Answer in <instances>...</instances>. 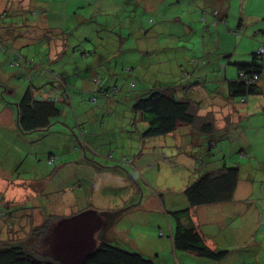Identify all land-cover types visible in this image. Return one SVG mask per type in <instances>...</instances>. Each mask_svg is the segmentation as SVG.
Returning <instances> with one entry per match:
<instances>
[{
  "label": "rangeland",
  "instance_id": "1",
  "mask_svg": "<svg viewBox=\"0 0 264 264\" xmlns=\"http://www.w3.org/2000/svg\"><path fill=\"white\" fill-rule=\"evenodd\" d=\"M0 1L6 4L8 0ZM66 2L67 0H40L41 6L54 13L59 11L64 13L75 6L78 20L67 14L47 12L48 16H44L47 18L46 24L50 27H68L70 32L68 36H65L67 45H71L75 38L79 40V36L88 35L92 39V45L95 46L94 52L97 54L92 66L90 65L96 73V78L108 84L110 88L117 83V86H121L123 94L127 92L125 87L131 79L123 87L124 79L120 80L113 74L108 75V68L111 70L113 66L112 63L109 64V61L112 60L113 63L116 61L115 40L119 37L125 38L122 41L123 50H126L123 61L127 64L139 59L141 61V65L137 66L139 79H132L135 83L143 81L145 85L156 84L157 87H164L166 84L173 87L178 94L187 93L194 96L199 91L195 90V85L187 86L189 85L188 78L205 73L203 85L206 88L212 85L209 82L214 77L219 78L217 80L219 82L214 84L218 89L219 98L222 92L220 81L223 77V67L233 69L232 64L228 65V61L232 62V58L242 57L244 52L254 51L249 46L258 47L260 43L264 44V33L261 32L264 30V0H228V5L222 11L223 15L225 12L226 23L219 21L216 25L210 24L209 20L214 18L212 2H218V0H73L67 6L62 5ZM203 3L209 7L208 10L203 7ZM22 8L19 3L13 2L10 13L14 14L15 11L19 13L17 10L22 11ZM203 17H206V20ZM13 19L19 25L13 27L15 33H22L25 29L24 26L22 27V19L26 17L14 16ZM39 19L40 14L36 16L31 14L27 20ZM81 19L87 21L81 24ZM240 19L245 20L244 24L246 22L249 25L247 29L243 27L241 34L237 36L233 30ZM1 20L9 23L10 17H3ZM92 30L93 32L90 33ZM224 44L228 46L225 54L222 51ZM233 51L235 54L231 58L229 55ZM107 60L105 65L102 64ZM214 63L215 69L212 68ZM184 71L190 72L188 78L182 77ZM68 73L78 74V70H71ZM192 83H195L194 79H191ZM258 84L264 94V66ZM223 87L225 88L226 85ZM71 93L74 96L73 90ZM122 93H113L114 101L117 100L114 104L116 109L110 106V109L105 111H100L98 104L90 102L89 96L80 100L81 96L77 95V102L74 101L71 104L74 107L73 111L68 105L61 107L62 115L57 120L63 125H53L47 137H36L39 141L31 140V142L30 135H24L25 140L15 138L12 142L6 143L8 154L5 156L4 151H0V183L2 184L0 185V228H2L0 236L2 241L11 240L9 225L13 221L12 225L22 226L21 230H24L22 235L25 236L27 233L36 235L38 228L40 237H42L43 229L49 227L52 230L59 220L75 216V210L97 211L107 207L105 212H108V215L98 212L95 217L100 220L101 225L93 236L104 233V225L107 222V233L104 237L108 243L119 245L133 253H139L147 259H152L155 264L175 263L176 252L172 248L170 239V228L173 229L175 222L169 212V206L182 201L181 186H187L193 179L205 173L206 163L210 159L207 153L209 144L208 141H204L201 145L200 140L194 139L195 142L187 145L184 139L179 140L174 135L141 138L137 133V125L130 123L133 122V114L129 112L130 99L133 97L130 96L127 99ZM191 101L195 106L197 104V107H194V112L197 113L199 103ZM241 101L243 102V99ZM77 104H86L91 108V113L88 118H85L87 120L85 124H78L79 122L75 120L74 110ZM198 113L196 115L201 114ZM223 117L219 120V130L209 135L216 141V146L212 149V160L220 168L244 165L246 169L243 168L240 173L239 186H254L253 196L251 191V195L245 200V205L235 204L231 209L232 214L231 211L228 213L224 210L223 205H218L219 212L213 221H199L197 216H194L195 223L199 231L205 234V243L209 247L213 245L229 252L228 260L239 257L240 261L236 264H264V121H262L264 116L255 118L253 116L249 121L231 120L232 122L228 123L227 132H224L226 130L224 125H227L229 120ZM95 119H100L101 125L113 126L112 131H108L107 126L101 130V135H106V138L100 140V143L106 144V147L102 145L96 147L95 133L99 131V128L94 130L93 127H99V124L92 121ZM3 129L12 130L13 127L3 126ZM190 130L189 134L196 138L198 134ZM140 131H142L141 128ZM178 135L185 136L182 133ZM205 137L208 138L206 134ZM114 139L118 141L121 149L118 152L113 151V157L109 159V149L115 147ZM110 140L113 143L112 147L108 148L107 144ZM192 144L195 145L193 153L190 154L187 147ZM81 145L87 148L88 152L89 147L97 148L96 150L105 147L106 154L102 160H99V163L123 172L119 174L131 175L130 182L127 184L128 180L124 178L125 183L110 180L106 184L104 180L102 182L104 184L99 186L106 184L105 186H113V188L109 191L104 189L94 191L93 195L88 196L86 188L90 182L86 181L82 173H85L83 168L94 170L93 163H91L93 155L87 154L91 159L86 156V158L74 160L75 153L82 152L79 148ZM49 148H57L58 151L69 149V153H57L61 159V163L57 165L64 164L66 166L64 168L75 167L78 170L77 178L80 180L81 177L84 178L83 184L78 182L81 190L73 193L78 205L75 210L71 209L69 203L72 191L66 190L64 185L59 186L58 179H54V174L50 173L51 175L46 177L45 182L41 184L40 181L32 184L15 182L17 174H21V178L25 176H29L25 179L30 180L31 178V173H25L28 160L23 166L14 169L18 166L20 157L29 153L28 157L34 159V157H40L39 154L45 153V156H41L44 159L50 152ZM122 151L130 152L133 160L120 159ZM38 171L40 172L39 169ZM72 181L67 180L68 183ZM78 183L73 182L72 184L79 186ZM138 186L141 188L143 200L141 206L137 207L134 203L139 201V198H136L139 196ZM58 189L61 191L55 193L54 191ZM123 194L126 197H123ZM127 195L130 197L129 204L133 206L119 207L120 202L127 200ZM156 196H161L166 206L160 204L161 202L153 205L145 200ZM7 200L12 203L6 205ZM84 203L86 206L82 207ZM161 205L167 207V210L162 209ZM92 207L95 209L93 210ZM210 208L199 207L197 211L206 212L211 218L212 215L209 216L208 213L213 209ZM16 219L26 220L21 221L20 225ZM22 235L20 237L28 241L27 245L31 244V240ZM45 236L41 239L47 252L48 245L44 242ZM40 244V247L44 246L41 242Z\"/></svg>",
  "mask_w": 264,
  "mask_h": 264
},
{
  "label": "trees",
  "instance_id": "2",
  "mask_svg": "<svg viewBox=\"0 0 264 264\" xmlns=\"http://www.w3.org/2000/svg\"><path fill=\"white\" fill-rule=\"evenodd\" d=\"M223 1L212 2L214 18L209 20L210 24L216 25L219 21L226 23L225 15L220 12V5L223 4ZM13 2L19 3L20 8H22L20 0H13ZM13 2L8 0L5 4L0 1V32H3L0 33V52L6 56L7 62L6 69L2 71L0 78V103L3 105L10 104L14 107V125L17 128L19 139L25 140L24 135H30V141L36 142L39 141L36 137H47L53 125H63L57 120L62 115L61 107L68 105L73 111L72 98L76 95L81 96V100H84L85 96H89L90 102L99 106L106 103L109 98L114 100L113 93H122L121 86L118 85V87L117 83H115L116 86L113 85L114 87L110 88L102 80L96 78V73L91 66L97 54L94 52L95 46L92 45V39L88 35L79 36V40L75 38L71 45H67L65 36L69 35V28L67 31L61 30V34L59 32L58 35H56L55 30L49 29L46 24L47 18H44L43 11H40V9H44L40 0H29L30 4L26 9L23 7L22 11L17 10L19 13L15 11L14 14L10 13ZM205 7L206 10L209 9L206 5ZM31 14L32 16L40 14V19L27 20ZM14 16L26 17V19H22V27L25 28L22 33H15L13 29L14 26H19L15 23ZM3 17H10L9 23L1 20ZM203 19L206 20V17ZM3 29L5 30L3 31ZM240 29L242 30V28ZM241 30H233V33L239 36ZM261 32L264 33V30ZM124 39L119 37L118 40H115L116 61L114 63L112 60L109 61V64L112 63L113 66L111 70L108 68V75L113 74L118 76L120 80L124 79L123 87L131 79L125 87L127 92L122 93V95H125L124 97L127 99L130 96L133 97L130 99L129 107V112L133 114V122L130 123L137 125V133L141 138L149 139L172 135L183 127H189L195 133H205L206 135L215 132L216 130L212 131L214 127L211 116L196 115L194 107H197V104L195 106L192 101L184 96V93L178 94L173 87L166 84L164 87H157L156 84L149 86L145 85L143 81H136L135 83L132 80L139 79L137 66L141 65V61L139 59L130 64L123 61L124 52H126L123 50L122 41ZM53 40L62 44V50L58 54L52 53L54 49H52L51 43ZM30 41H38L37 43L40 45L45 43L47 49L40 48L41 46H33L28 51L29 45L23 46V43H30ZM15 43L18 44L17 47L12 46ZM260 44L257 50L250 54V61L234 63L237 77L227 79L226 82L227 93L230 98L241 100L248 97H260L263 99L264 112V94L258 84L264 66V51L262 53L259 51L260 49L264 50V44ZM70 49L71 52L69 53ZM194 60L196 61V58ZM107 62L108 60L102 64L105 65ZM71 70H78V74H69L68 72ZM186 72L190 73L184 71V74ZM182 77L184 78V75ZM93 83L96 84L95 87L92 86L94 90L88 86V84ZM5 89L17 91L18 94L15 97L9 96L4 93ZM72 90L75 92L74 96H72ZM114 102L117 103V100ZM69 117L71 118V116ZM196 120L197 123H195ZM6 134H9L8 131H0V151L3 150L7 154V142L4 141L7 138ZM226 137L223 136V138ZM29 155V153H25L20 157V160L22 158L24 162L28 160L26 162L28 167L40 163L42 166L40 167V174L43 175L41 178L44 181L46 177L53 174L59 158L57 153L49 152L44 159L41 156H45V153L39 154L40 157H34V159L28 157ZM128 160H133V157L123 158V161ZM239 173L238 166L205 171L182 189V201L174 204L175 206L169 211L175 222L170 236L174 250L190 253L211 263H219L227 258L229 255L227 250L213 249L207 246L205 234L199 231L192 222L191 213L192 210L199 207H212L231 202L240 178ZM7 201L6 205L12 203ZM23 220L26 219H16L20 225ZM12 223L9 225L11 227L9 229L11 240L2 241L0 236V264H61L44 249L46 247L42 239L51 231L49 227L46 228L47 230L41 231L42 237H40V229L38 228L36 235L27 233L24 236L22 235L24 232L23 229L21 230L22 226L12 225ZM1 232L2 228H0V235ZM20 235L26 239L29 238L31 244L27 245L28 241L21 238ZM97 241L95 249L84 260L83 264H155L152 259H147L139 253L127 251L119 245H112L105 240ZM40 242L44 245L43 247H40Z\"/></svg>",
  "mask_w": 264,
  "mask_h": 264
},
{
  "label": "crops",
  "instance_id": "3",
  "mask_svg": "<svg viewBox=\"0 0 264 264\" xmlns=\"http://www.w3.org/2000/svg\"><path fill=\"white\" fill-rule=\"evenodd\" d=\"M20 1H21L22 7H24L25 9L28 7V4H30L29 0H20ZM71 2H73V0H67V2L66 3H63L62 5H66L67 6ZM227 5H228V0H224L223 1V4L220 5V9H221L220 12H222ZM203 7L205 9H207L205 7V4L204 3H203ZM40 11H43V15L44 16H48L47 15V12H50L52 14L54 13V12H52L50 10H46L45 8L44 9H40ZM54 14H63V15H66L67 14V15H69L71 17H76L77 16V11H76V7L73 6V7L69 8L67 10V12H64L63 13V12L59 11V12H55ZM224 15H225V12H224ZM76 20H78L77 17H76ZM86 21H87L86 19H81L80 20L81 23L86 22ZM243 21H245V20H242V19L239 20V22L236 24V26L234 28L235 31L241 30L240 28H243V27L245 29L248 28L247 26L249 24L246 23V22L244 24ZM47 27L49 29L55 30L56 35H58L59 32H60L59 34H61V32H62L61 30H64V31H67L68 30V27H64V28L61 27V28H59V27H50L49 25ZM91 32H93V30ZM55 40H57V39H55ZM37 42H32V41H30V43L26 42V43H23V46L24 45H29L28 48H27L28 51H30L31 50V47H33V46H37V47L41 46L40 48H46L47 49V45H45V43H43L42 45H40ZM51 45H53V48L52 49H54V50L51 49L53 54H58L62 50V46H61L62 44H60L59 41L57 42V41H54L53 40L52 43H51ZM260 45L261 44H259L258 47ZM12 46L13 47H17L18 44L15 43V44H12ZM48 46H50V45H48ZM258 47H256V45H255V47L249 46V48L250 49H253L254 51H256ZM227 49H228L227 44H224V46L222 47V51H224V54L226 53V50ZM251 53H245L244 52L242 54V57H239V58H232L231 57L232 55L235 54V51H233L230 55L229 54H226V55H229V57H231L232 60H233L232 62H229L228 61V65L229 64H232V66L234 68L233 69H230V68H227V67H223V77H222V80L220 81V86H222V89H221L222 92L220 94V97L221 98L218 97L219 96L218 89L215 88V85H214L215 82H219V81H217V80H219V78L216 79L214 77L209 82L212 85L209 86L208 88H206L203 85V83H204L203 78L205 76L204 75L205 73H201V74L199 73L197 75L191 76L190 78H188L189 77V73L188 72H186L184 74V78L185 77L188 78V84L189 85H187V86L195 85L194 86L195 87V90H198L199 91L194 96H190L187 93H184V96H186V98L188 100H190V101L193 100V101L199 103V107H198V110L197 111L200 112L201 114L198 115V116H202V117L203 116H206V115L211 116V119L213 121V127H214L213 128V131L214 130H219V127H220L219 120H221L223 116L226 117L227 120H229L227 122V125L226 124L224 125L225 126V129H226V130H224V132H227V130L229 129L228 128V126H229L228 123L229 122L230 123L232 121L239 122V121H244V120H248L249 121L253 116H254L253 118L258 117V116H264V112H263V99L262 98H259V97L258 98L257 97H248L246 99H243V102H242L241 101L242 99L239 100V99H236V98H230L228 96V93H227V82H226V80L227 79H235L237 77V71L235 69L234 63H237V62H239V63H245V62L250 61V54ZM6 63H7L6 62V56H4L0 52V78H1L2 71L6 69L5 68ZM212 68L213 69L216 68L215 63L213 64V67ZM191 79H194L195 80V83H192L191 84ZM95 85H96L95 83H93L91 85L88 84V86L90 88H92V89H93L92 86L95 87ZM106 85H107V87H110V86H108V84H106ZM114 85H115V83H114ZM224 85H226L225 88L223 87ZM85 87H87V85H85ZM5 91H4V93H6V94H8L9 96H12V97H15L18 94L17 91H12L11 89H5ZM206 97H209L210 99L209 98H206ZM77 100H78V97L76 95L74 98H72V103L74 101L77 102ZM106 101L107 102L104 103L103 105L100 104L98 106L100 111L108 110V109H110V106L113 108V106L115 104L114 100H112V99L109 98ZM114 109H116V106H114ZM14 112H15L14 111V107H12V105H10V104L3 105V104L0 103V125H1L0 131L2 132L3 130H5V129H3V126H10V127L13 126V129L12 130H6L9 133V134H6V135L9 136V137H8V139L7 138L4 139L5 142H8V141H11L12 142L13 139L18 138V136H19L18 135V132H17V128L14 125V122H15L14 121ZM74 112H76V114H75L76 115V117H75L76 118L75 119L76 122L77 123L79 122L78 124H85V123H87V120H85V118H88L89 114L91 113V108L89 107V105H86V104L85 105L77 104L76 110ZM198 112H197V114H199ZM99 120L100 119L92 120V121H94V122H96V123L99 124V127L98 126H94L93 127L94 130H97L99 128V131H100V132L98 131L97 133H95V138L97 140L96 141L97 142L96 147H98L100 145L106 147V144H101L100 143V140H104L106 138V135H101V130H102V128L104 126H107L108 131H112L111 130V127H113V126L112 125H109V124H107V125L106 124H102L101 125V122ZM262 121H264V120H262ZM116 123L117 122H115V124ZM220 129H222V127ZM190 131L191 130H190L189 127H183L181 129H179L178 132L176 131L174 134H172V136L174 135L175 138L178 137L177 139H179V140L184 139L186 141L187 145L190 144V143H192V142H195L194 139L200 140L199 142H200L201 145H202V143L204 141H208L209 142L208 144H210V145H208L209 148L207 150V153H209L208 156L210 157V159H208L209 162L206 163L207 164L206 171H209V170L210 171H213V170L219 169L220 168L219 165L213 164L214 162L212 160V155H211L213 153L212 152V149L216 146V141H214L212 139V137H209V135H207L208 138H206L205 137V133H198V132H196V134H198L197 137L196 138H193V136L191 134H189ZM178 133H182V135H185V136H182L181 135L182 137H180L178 135ZM199 135H201V136H199ZM113 142L115 144V147L113 149H109V157H108L109 159L113 157V155H112L113 151H116L117 150V152H118V150L121 149L119 147L118 141L116 139H114ZM113 142L111 140L108 142V144H107L108 148L112 147V143ZM194 145L195 144H192L189 147H187V148H189L190 154L193 153V148H194L193 146ZM88 147H89V145H88ZM105 147L103 149H101V150L100 149L96 150L97 148L89 147L90 150L88 152L87 151V148H85V147H83L81 145V147H79V148H81L82 152L81 153L79 152V154L78 153H75L76 157L74 158V160L80 159L82 157L86 158V156H87V158H89L88 157L89 154L93 155L92 156V159L91 158H89V159L93 160L91 163H93L94 170H91L89 168H83V169H85V173H82L83 176L86 178V181H89L90 182L89 183V186L86 188V190L88 191L87 194L89 193L88 196L89 195H93L94 194V191H99L101 189H104L106 191L111 190L113 188V186H105L110 180H112L114 182L115 181H120L121 183H125V179H126V180H128L127 181V184L130 182L129 178L131 179V177H130L131 175H129L127 173H125L126 175L119 174V173H123V172H119L118 170H114L113 168H109L110 167L109 165H101L99 163V160H102L103 159V156L106 154V148ZM49 150H50V152H55V153H58V154H65L67 152L69 153V151H70L69 149H67L65 151H58L57 148H49ZM5 152H7V150H5ZM199 152H201V151L199 150ZM5 155H6V153H5ZM120 156L121 157L118 156L120 159H123L125 157H132L130 152L124 153V151H122L120 153ZM118 157H116V158H118ZM196 159L198 160V157ZM24 163L25 162H24V160L22 158V160H19L18 166L16 168H14V169H17V168L23 166ZM58 163H61L60 156L58 158V161L56 162V165ZM40 167H42L40 165V163L37 164V165H34L33 167L25 166V173H27V174L28 173H31V175H30L31 178H29L30 180L25 179V178H28L29 176H27L25 178H23V177L21 178L20 177L21 174H17V177L15 179V182L17 181V182H21L23 184H25V183L32 184L34 182H37L38 181V178H40V184L42 182H45L44 179L41 178L43 176V175L40 174L41 171L40 172L38 171V169L40 170ZM64 167H66L64 164L63 165H57V167H54V170H53L54 179H56V180L58 179L57 181H58V185L59 186H63L64 185V186H66L65 187L66 190L69 189L70 191H72V193H71L72 196L69 198V203L71 205V209L75 210V209H77L76 207L78 205L76 204V197L74 196L73 193L76 192V191L79 192L81 190V185L78 182H80L81 184H83L82 182L84 181V178L81 177V180L77 178V172H78V170L75 167H72V168H64ZM243 168L246 169V167H244V165H240L239 166L240 173L242 172V169ZM134 169H135V167H134ZM62 172H63V177H62ZM240 173H239V177L241 178ZM68 174H69V176H68ZM14 176L15 175L13 174V177ZM126 176L128 178H126ZM240 178L238 180V183H237V186H236V189H235V192H234V195H233V198H232L231 202L224 203V204H219V205H223L222 206L223 209L226 210L228 213H229V211H231V214L233 212L231 209L234 207L235 204L245 205V203H246L245 200L248 198V196L251 195V191H252V196H253L254 186L253 187L252 186H239ZM67 180H73V181L71 183H68ZM104 180H106V184L104 186H99L100 184H104V183H102ZM73 182H75V183L77 182L79 186H76V185L72 184ZM10 183H14V182H10ZM0 185H2V184L0 183ZM71 185H73V186H71ZM184 187L185 186H181V191H182V189H184ZM137 190L139 192V196H137L136 198H139V201L136 202V203H134V206H137L138 207V206H141L140 204L142 203V200H143V194L141 192L140 186H138V189ZM59 191H61V189H58V190H56L54 192L57 193ZM122 196L123 197H126L125 194H123ZM109 200L111 201V199H109ZM145 200H146V202L148 201V203H151L153 205H155L157 202H159V203L161 202L160 204H163V205L166 206V204L164 203V200H163V198L161 196L148 197ZM87 201H89V200H87ZM129 202H130V197H128V195H127V200L125 202H120V206L119 207H121V208H126V207L127 208H130V207H132L133 205L132 204H129ZM126 204H129V205H126ZM174 204L175 203H173L172 205L169 206V210H171L174 207ZM163 205H161L162 206V209L167 210V207H164ZM85 206L86 205L84 203L82 207H85ZM217 208H218V205L212 206L210 208V209H213L212 212L208 213L209 216H210V214L212 215L211 218L207 216L206 212H204V213L203 212H198L197 211V208L194 209V210H192V213H191V220H192V222L196 225L194 216H197V219L199 221L200 220H211V221H213V218L215 219V217L218 215L217 213L219 212L217 210ZM94 209L95 208H93V210ZM84 211L83 210H79V211H76L75 210L74 214L76 215V214L81 213V212H84ZM105 211H107V207H105L104 209H98L96 212H99V213L102 212V213H105V214L108 215V212H105ZM200 216H201V218H200ZM105 224L106 225H104L105 226L104 233H101L99 236L98 235H95L94 236L95 237V240H96V243L98 242L97 240H105V237L104 236L107 233L106 232V227L108 226L107 225V222H105ZM100 225H101V223H100ZM170 232L172 233L171 228H170ZM171 233H170V236H171ZM210 248L215 249V248H219V247H216V246H213L212 245V247L210 246ZM174 251L176 252V255H175V258H174V262H175L174 264H236V263H239V261H240L239 260V257L236 258V259L233 258V259L228 260L229 259L228 258L229 256H227L226 259H224L223 261H221L219 263H211V262L206 261V260H201V259L193 256L190 253H184V252H180V251H177V250H174ZM155 262H156V259H155ZM168 262H170V261L168 260Z\"/></svg>",
  "mask_w": 264,
  "mask_h": 264
},
{
  "label": "water",
  "instance_id": "4",
  "mask_svg": "<svg viewBox=\"0 0 264 264\" xmlns=\"http://www.w3.org/2000/svg\"><path fill=\"white\" fill-rule=\"evenodd\" d=\"M98 212L84 211L59 220L45 237L47 252L61 264H83L96 247L94 232L100 226Z\"/></svg>",
  "mask_w": 264,
  "mask_h": 264
},
{
  "label": "built area",
  "instance_id": "5",
  "mask_svg": "<svg viewBox=\"0 0 264 264\" xmlns=\"http://www.w3.org/2000/svg\"><path fill=\"white\" fill-rule=\"evenodd\" d=\"M259 51H260V53H262L264 50L263 49H260Z\"/></svg>",
  "mask_w": 264,
  "mask_h": 264
},
{
  "label": "flooded vegetation",
  "instance_id": "6",
  "mask_svg": "<svg viewBox=\"0 0 264 264\" xmlns=\"http://www.w3.org/2000/svg\"><path fill=\"white\" fill-rule=\"evenodd\" d=\"M51 231H52V230H51ZM49 234H50V233H49ZM49 234H48V235H49ZM48 235H46L45 237H47Z\"/></svg>",
  "mask_w": 264,
  "mask_h": 264
}]
</instances>
